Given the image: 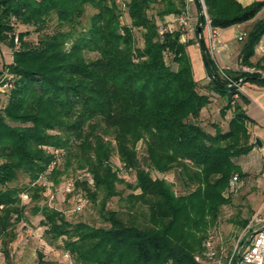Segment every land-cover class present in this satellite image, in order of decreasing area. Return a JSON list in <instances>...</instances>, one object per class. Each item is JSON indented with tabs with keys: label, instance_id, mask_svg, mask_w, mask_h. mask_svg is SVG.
I'll use <instances>...</instances> for the list:
<instances>
[{
	"label": "trees",
	"instance_id": "obj_1",
	"mask_svg": "<svg viewBox=\"0 0 264 264\" xmlns=\"http://www.w3.org/2000/svg\"><path fill=\"white\" fill-rule=\"evenodd\" d=\"M87 5L94 12L83 25ZM205 5L212 29L252 21L239 52V64L251 70L220 69L200 38L213 75L203 61L206 82L194 79L186 48L195 41L182 42L179 30L158 32L165 16L184 8V0H126L124 11L115 0H0V45L12 49L0 107V241L7 260L4 245L25 218V193L33 213L42 215L45 241L75 264H204L194 257L222 207L231 204L236 187L229 181L234 174L246 176L234 159L255 146L245 110L250 100L240 88L264 87V59L251 61L264 36V17L255 19L264 0L245 6L205 0ZM17 23L32 27L37 41L26 39L28 30L16 32ZM204 25L203 19L201 30ZM134 28L142 31L141 46ZM216 101L219 118L209 122L210 131L201 116ZM43 146L64 155L62 169L58 164L50 172L55 183L56 175L69 170H89L93 184L82 179L75 186L89 200L99 198L103 225L71 222L62 210L37 203L45 191L41 174L60 160ZM113 156L134 176L133 183L119 176ZM171 171L175 183L152 176ZM20 174L28 182L15 185ZM119 184L131 190L125 208L108 209L112 197L123 199ZM233 221L243 230L251 220ZM37 259L52 264L40 252Z\"/></svg>",
	"mask_w": 264,
	"mask_h": 264
},
{
	"label": "rangeland",
	"instance_id": "obj_2",
	"mask_svg": "<svg viewBox=\"0 0 264 264\" xmlns=\"http://www.w3.org/2000/svg\"><path fill=\"white\" fill-rule=\"evenodd\" d=\"M115 2L119 8L121 9L123 8L122 9L123 11L126 10V7H125L126 0H115ZM190 9L191 10L194 9V3L192 2L190 3ZM93 12L94 10L90 6L87 5L85 7V13L81 19L83 25H87L89 21V17ZM148 14L150 16H155L156 9L150 10ZM263 16H264V11H262V13L258 15L259 18ZM122 21L125 23H128L129 19L127 18L126 15L123 14ZM54 22H55L54 19L50 21L49 26H51V24L53 26ZM195 22L196 20H193L194 24ZM249 27L250 26L248 25L247 28ZM15 29H16V32L28 30L30 34L26 36V39L32 43H35L38 39V34L32 31V27L17 23L15 24ZM141 33L142 31L140 29H136V28L133 29L134 40H135L136 46H141L142 44ZM190 35L192 36L193 34H190ZM201 38L203 39L204 44L209 48V32H208L207 25H204L201 30ZM15 39H14V42H17ZM193 41H197L194 35H193ZM182 42H185V41L182 39ZM187 54L190 59L193 77L196 78L197 81L201 83H205L207 79V75L203 77H198L196 75L198 73V69L196 68V66L192 64L194 59L188 51H187ZM86 56L88 58H92L95 56V54L88 53L86 54ZM166 60L169 61L168 55L166 56ZM11 61H12V49L9 48L7 45H0V72H2V75L0 76V107H3V105L5 104L6 97H7L6 90H7L8 81H4V80L10 79V75L7 73L5 66L8 65ZM217 102L218 101H216V103L212 105L213 107H211L210 111L204 110L202 112L203 115L201 116V120L207 122L206 127L210 131H212V129H210L211 128L210 126L208 127L209 122L211 120H216L215 118H219V115L216 113L218 111V104H219V102L218 103ZM11 124L21 125V124H14V123H11ZM42 148L44 150H48V152H55V154L59 156L58 158L60 160H57V162L54 163V166H56L57 168L58 164H60L59 168L62 169L61 166L64 161L63 159L64 155L63 154L59 155V153L56 150H53L52 148H48L47 146H43ZM142 148H143V144L141 142L138 143L137 151H138L139 157H141L143 154ZM111 161L113 165L119 169L118 172L121 178H123L127 183L134 182V176L131 173L126 172L124 170L122 164L120 163V161L118 160L116 156H113ZM52 163L49 165L45 173L41 174V177L43 178L42 179L39 178V182L42 181L41 185L43 186V189L45 191L42 193V198H40L39 201H37V203L40 204V206L47 205V206L57 207L58 209L63 211L65 218L71 222L83 221V222H86V223H89L95 226L103 225L99 217V214H98L99 198H97L96 202L89 200L87 196H85V194H81L82 193L81 188L80 187L78 188L77 185L75 186L74 190L71 193L66 194L63 191L65 180H67L68 178H72L73 180H75V184L77 183L79 184V182H81L82 179H84L81 176V174H83L84 172H89V170H87L86 168L75 170V171L69 170L66 174L56 175L55 179L58 180V183H55L54 180L52 179L53 175L50 174V172L54 169V166L53 168H51ZM152 176L153 177H163L168 182L175 183L173 171L168 172L166 174H159V173L152 172ZM44 178L46 180H44ZM27 182H28V179L24 175L20 174L18 180L15 182V185L17 184L21 186L22 184H26ZM118 189L122 191L121 197H123V199H119L118 196L112 197L106 203V207L112 210L123 211L126 205L125 197L131 192V190L125 184H119ZM174 190L178 192L177 186H174ZM80 198L82 200L85 199V203L83 207L78 210L77 205L79 201L81 200ZM62 199H64L65 201L62 204L57 205L58 202H62ZM21 203L25 204V218L21 220L14 228V231L17 237L16 239L22 240V241H25V240L34 241L35 240L38 242L37 244H39L40 246V244L41 245L43 244L41 240L44 238V236L42 235L43 229H39L40 224H39L38 217H35V215L39 213H36V214L33 213L34 203L30 201L29 196L27 198H21ZM253 216H254V212H249L247 215L240 213L238 209V205L237 204L235 205V203L232 201H231V204L222 207L220 216L218 218V222L215 227H217L221 231V234L224 237L223 239L225 240L224 247L228 251H231L235 247L239 239L241 240L242 238H245L246 236L245 229L240 230L237 223H235L233 220H238V219L251 220L253 219ZM37 244H35V246ZM42 246L45 247V245H42ZM239 247L240 246L237 245L238 249ZM1 248L2 247H1V241H0V251L2 250ZM38 248L39 247H37V250ZM45 249H46L45 251L46 255L45 254L44 255L48 259L49 258L51 259L49 261L52 262V264H75L73 260L70 258V256L67 253L63 252L62 250L57 249V248H53V251H51L49 248H45ZM56 258L58 259L56 260ZM4 262L5 260L3 258V255L0 254V264H5Z\"/></svg>",
	"mask_w": 264,
	"mask_h": 264
},
{
	"label": "crops",
	"instance_id": "obj_3",
	"mask_svg": "<svg viewBox=\"0 0 264 264\" xmlns=\"http://www.w3.org/2000/svg\"><path fill=\"white\" fill-rule=\"evenodd\" d=\"M237 1L245 6L256 0ZM190 11L192 14V20H196V18H198L196 5H194V9H190ZM262 11H264V7L257 14L255 19L264 17H258ZM173 19L174 15L169 14L165 16L164 21L170 23ZM251 22L252 21L236 24L225 29L211 28L215 32V38L221 48L219 55L212 56L216 65L220 69L244 70V68H247L239 64L240 40L237 39V35L244 33L246 29H248L247 26H250ZM208 32H210L209 28ZM190 34L192 33H187L186 40H193V35L191 36ZM186 51H188L194 59L192 64L198 69V73L196 75L198 77L205 76L206 72L199 45L194 42L186 48ZM259 59H264V36L260 39L258 45L256 46L255 54L254 57L251 58V61L254 63ZM194 79L196 80V78ZM240 91L250 100L249 104L246 105L245 110L249 118L252 120L249 127L251 139L254 141L255 138H258L261 142V146L255 145L249 153L234 159L235 163L240 166L246 176L241 179V184L237 185L236 190H234L231 195V200L235 203V205H238L240 213L247 215L249 212H254V215H256L257 213L264 212V87H258L254 84L246 83L241 86ZM64 201L65 200L62 199V202H58L57 205L62 204ZM35 217H38L40 224L39 229H43L42 235L44 236L46 226L40 223L42 215L39 213L36 214ZM16 238L17 237L4 245L8 251V260L3 251H0V254L3 255L5 260V264H37V251L46 255L45 248H49L51 251L55 248L53 245L48 244L44 238L41 242L43 243L42 245H45V247L41 244L39 246V244H37L38 242L35 240L22 241ZM35 244L37 245L35 246ZM1 247H3L2 243ZM37 247H39L38 250ZM45 255L43 256V260H51ZM57 259L58 258H56V260Z\"/></svg>",
	"mask_w": 264,
	"mask_h": 264
},
{
	"label": "built area",
	"instance_id": "obj_4",
	"mask_svg": "<svg viewBox=\"0 0 264 264\" xmlns=\"http://www.w3.org/2000/svg\"><path fill=\"white\" fill-rule=\"evenodd\" d=\"M191 2L194 3V5H196V2L200 5L203 19L210 29L209 51L211 55H219L221 52V48L215 38V32L209 25L210 21L206 13L205 0H184V8L179 13L174 15V19L172 20V22H166L165 25L159 26V34L163 35L165 32L179 30L181 32L180 40L182 41L183 39L184 41H186V35L188 32H190L196 37L197 41L195 42L198 44V35L196 32L197 26L193 23L192 14L190 13L189 7ZM244 37L245 33L237 35L238 40H242ZM244 70L248 71L249 69L244 68ZM54 163L55 162L52 163L51 168H53ZM81 176L86 179L89 184H93V179L89 172H84L83 174H81ZM42 178L43 177L40 176V179ZM44 180L46 179L44 178ZM229 184L231 187H237V185L241 184V180L239 179L237 174H234L231 177ZM74 188L75 180H73L72 178H68L67 180H65L63 190L64 193H71ZM21 198H27V194H21ZM84 203L85 199H81L77 205V209H81ZM249 229L258 231L253 235L249 243L243 248L238 264H264V212L257 213L253 216V219H251L250 223L245 228V233H247ZM223 238L224 237L221 234V231L217 227L211 228L202 243V251L199 254L195 255L194 260L204 264H232V259L237 253V245H239L238 242L240 241V239L238 240L235 247L231 251H228L224 247L225 240Z\"/></svg>",
	"mask_w": 264,
	"mask_h": 264
},
{
	"label": "water",
	"instance_id": "obj_5",
	"mask_svg": "<svg viewBox=\"0 0 264 264\" xmlns=\"http://www.w3.org/2000/svg\"><path fill=\"white\" fill-rule=\"evenodd\" d=\"M196 7H197V13H198V24H197V27H196V32H197L198 41H199L200 38H201V26H202V22H203V14H202V10H201L200 5L197 2H196ZM200 50H201V54H202V57H203V61L206 63V65L209 68L211 74L213 75V69L211 67V63H210V60H209V56L207 55L206 51L203 48H200ZM254 144L257 145V146H261V142L259 141L258 138H255ZM257 231L258 230H252L248 234V236L246 237V239L244 240V242L242 243V245L237 250L236 257H235V260H234V263L233 264H238V262L240 260V255H241V252H242L243 248L249 243L250 239L253 237V235Z\"/></svg>",
	"mask_w": 264,
	"mask_h": 264
}]
</instances>
